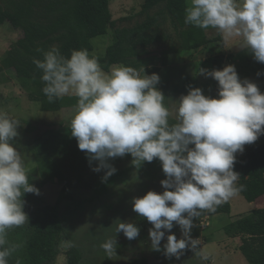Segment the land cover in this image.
Returning <instances> with one entry per match:
<instances>
[{"label": "clouds", "instance_id": "clouds-1", "mask_svg": "<svg viewBox=\"0 0 264 264\" xmlns=\"http://www.w3.org/2000/svg\"><path fill=\"white\" fill-rule=\"evenodd\" d=\"M185 12V24L215 29L226 39L239 38L240 48L264 63V0H189ZM42 55V60H33L42 70V91L50 103L70 93L77 98L71 136L90 165L98 162L93 171L106 170L102 182L117 171L110 159L130 154L137 168L154 159L161 162L164 191L132 199L133 211L152 224V249L161 251L168 232L163 245L167 258L179 260L186 249L200 256L201 241L191 236L193 220L203 211L215 212L243 190L234 170L237 153L264 135V93L257 84L241 80L231 64L222 70L200 68L201 75L218 82V96L189 88L178 101L169 99L168 106L157 88L159 75L146 74L143 66L114 64L105 71L87 48L74 49L66 57L53 46ZM20 126L19 119L0 109V264H9L22 247L9 243L8 231L29 221L24 194L39 195L13 143ZM174 224L181 230L179 239L171 233ZM115 232L101 244L109 258L117 254V234L134 240L140 229L119 221ZM202 259H208L207 254ZM15 264L22 261L17 258Z\"/></svg>", "mask_w": 264, "mask_h": 264}, {"label": "rangeland", "instance_id": "rangeland-1", "mask_svg": "<svg viewBox=\"0 0 264 264\" xmlns=\"http://www.w3.org/2000/svg\"><path fill=\"white\" fill-rule=\"evenodd\" d=\"M143 1L110 0L116 28L115 30L112 29L107 36L94 39L92 42L93 51L90 54L104 58L106 49L116 37V30L134 28L143 23L149 15L163 13L158 28L152 30L151 33L162 34L166 36V40L148 46L142 58L154 57L159 59L154 63L157 66L156 74L160 77L157 88L165 96L166 105L171 106V100L178 101L182 95L187 94L189 88H200L204 95L216 98L218 96V82L211 77L206 78L201 75L199 69L222 70L229 64L235 66L241 80L248 79L256 83L260 91L264 93V81L251 69L239 62L237 58V55L246 49L240 48L239 38L226 39L217 30L208 31L207 37L211 45L207 48H200L195 53L184 51L179 35L173 28L169 15L165 13V5L162 4L148 12L147 15H142ZM188 4L189 0L187 6ZM22 38V31L15 30L10 24L0 26V109H4L21 122V126L17 129L19 135L13 143L24 157L29 173L38 166L36 148L39 144L43 140L57 136V140L53 142L55 147L52 146L51 154L68 179L71 188L66 198L60 201L64 183L43 180L40 174L34 173L33 185L39 189V195L33 193L31 204L24 205L23 210L29 217L28 223L8 231V234H13L12 243L15 241L21 243L22 238L30 236V222L37 209L47 205H58L65 233L57 245L56 259L49 264H67L68 254L71 250L80 254L78 264H133L134 261L140 263L146 261V264H163L164 260H160L159 254L160 252L164 254L163 245L166 243V236L170 233L166 232L165 239L161 241V251L153 250L149 238V229L152 224L134 212L132 206L133 197H142L148 191L157 193L164 191L160 183L166 178L162 166L160 164L146 165L144 162L140 168H137L132 162L133 159L126 160L117 157L109 160V163L117 171L102 182L106 170L93 171L92 169L98 162L93 161L90 165L85 152L78 148V145L71 140L66 131L67 128H70L75 107L67 108L59 113L42 112L38 103L29 100L26 91L17 80L15 71L5 70L2 67L7 53ZM222 55H224V61L220 66H217V59L221 58ZM162 57H167L168 65L166 67L161 66L160 59ZM153 66L145 70L146 74L150 75L148 71L153 70ZM68 97L75 96L71 93L64 96V98ZM263 143L264 135H261L254 143L245 145L244 150L247 147ZM242 154L237 153V158L241 157ZM42 182L45 185H42ZM229 201L235 204V208L243 207L238 209L240 212L235 209L237 212H234L233 216H236L258 209L260 203L264 202V197L254 205H250L238 193ZM224 218L225 216L222 218L223 221ZM118 220L134 223L140 232L134 240H128L123 232L117 234V254L109 258L101 248V244L107 238L116 236L115 228L119 223ZM218 220L212 226L211 218L209 220L210 226L203 231L200 225L201 220L199 222L193 221L191 236L194 239L199 238L201 245L204 243L202 242L203 237L208 236L207 234L210 232H217L221 236H225L221 228L223 221ZM171 233L175 234L178 239L181 238V230L178 225H174ZM212 242L213 240L208 242V247H205L206 245L201 247V255L198 258L202 259V256L207 254V256L213 257V264H248L240 253H237L236 259H238L237 262H234L235 253L230 248L223 249L222 245L218 246ZM186 254H193V251L186 249L183 255ZM193 255L194 257L197 256ZM189 258L190 256H185L183 260ZM190 261L185 262V264ZM202 261L207 264L206 259H202Z\"/></svg>", "mask_w": 264, "mask_h": 264}, {"label": "trees", "instance_id": "trees-1", "mask_svg": "<svg viewBox=\"0 0 264 264\" xmlns=\"http://www.w3.org/2000/svg\"><path fill=\"white\" fill-rule=\"evenodd\" d=\"M188 0H144L142 15L164 4L165 13L171 19L173 28L179 35L181 47L184 51L195 53L200 48L211 45L207 32L215 29H201L185 24V9ZM163 13L148 16L147 19L134 28L116 30L112 44L106 49L105 57L98 58L101 67L108 71L114 64H124L145 70L152 67L158 58L142 57L150 45L166 40L162 34H153L157 29ZM10 24L15 30L22 31L23 38L7 53L2 67L5 70H14L17 80L26 91L33 103H38L40 110L46 113H59L67 108L76 106L77 98L68 97L49 102L42 89V70L33 63L34 59H43L42 52L55 46L68 57L74 49L87 48L93 51L94 39L107 36L116 28L113 20L110 0H0V26ZM219 39V38H218ZM221 39V38H220ZM57 45V46H56ZM40 50V51H38ZM224 55L217 59V66L224 61ZM239 62L264 81V63L256 61L249 49L237 55ZM167 57L160 59L161 66L166 67ZM153 70L157 66H153ZM148 71V73H157ZM69 137L77 144L76 138L71 136V129L67 128ZM57 136L43 140L36 148L38 166L30 172L29 180L33 184V174H40L43 180L60 181L64 183L60 201L65 199L71 186L63 174L60 166L54 160L52 152L53 142ZM78 145V144H77ZM133 159L130 154L122 157ZM161 162L154 159L146 165H155ZM145 165V166H146ZM235 171L240 174L239 185L244 188L239 194L249 204L256 203L264 197V143L247 147L242 156L236 159ZM45 185L44 182L41 183ZM33 193H25L24 205L32 202ZM219 214H229L230 206L227 203L217 206ZM214 212L203 211L193 221H200L206 214ZM175 225V224H174ZM31 234L15 243L22 247L13 254L9 264H15L19 258L22 264H49L57 257V245L64 235L63 219L58 205L44 206L36 210L30 222ZM224 233L232 238H241L240 252L249 264H264V208L252 211L249 215L224 227ZM12 235L8 234L9 243ZM80 254L71 250L67 264H78ZM133 264H146L134 261Z\"/></svg>", "mask_w": 264, "mask_h": 264}, {"label": "crops", "instance_id": "crops-1", "mask_svg": "<svg viewBox=\"0 0 264 264\" xmlns=\"http://www.w3.org/2000/svg\"><path fill=\"white\" fill-rule=\"evenodd\" d=\"M226 58H227V56H226ZM244 199V198H243ZM245 200V199H244ZM224 203H227V204H229V206H230V212H229V214H219V213H217L216 211L214 212V214L213 215H210L211 216V218H212V226H213V223H216V220L217 219H219L218 221H220L221 222V220H222V218H223V216H225V218H224V221L221 223L222 224V226H221V228H222V230H223V233H224V227L225 226H227V225H229V224H231V223H233V222H235V221H237V220H239V219H241V218H243V217H245V216H247V215H249L252 211H249L248 213H246V214H243V215H236V216H233V214H234V212H237V211H239L238 209H241V208H243V207H237V208H235V204L232 202V201H229V200H227L226 202H223L222 204H224ZM255 203H252V204H250V205H254ZM253 207V206H252ZM264 208V202H262V203H260V205H259V208L258 209H263ZM235 209H237V211L235 210ZM255 210H257V209H255ZM254 211V210H253ZM240 212V211H239ZM225 234V233H224ZM208 236H205V237H203V239H202V241L204 242V243H202V245L200 246V247H202V246H205V247H208V245H209V241H212L213 240V242L212 243H215V245H222L224 248L223 249H231V251L232 252H234L235 254H234V256H235V258H233V259H235V261L234 262H237L236 260L238 259H236V257H237V253H240L241 255H242V253L240 252V250H239V247H240V245H241V238H239V237H237V238H232V237H229V236H227L226 234H225V236H221L220 235V233H217V232H210L209 234H207ZM211 245H213V244H211ZM193 254H195L194 252H193ZM193 254H186V255H182L181 257H180V259L179 260H177L176 258H174L173 257V259L172 258H167L163 253H161L160 252V260L161 259H163L164 261V263L163 264H185V262H187V261H190V262H188V264H191L192 262H194V264H204V262L202 261V259H200V257L198 258V256H196V257H194V255ZM185 256H190V258L189 259H187V260H183V257H185ZM218 256V255H217ZM221 257H222V255H220ZM243 256V255H242ZM244 257V256H243ZM226 258V257H225ZM207 261H206V263L207 264H213V262H214V260H213V257H209L208 256V259H206ZM246 260V259H245ZM249 264V263H248Z\"/></svg>", "mask_w": 264, "mask_h": 264}, {"label": "built area", "instance_id": "built-area-1", "mask_svg": "<svg viewBox=\"0 0 264 264\" xmlns=\"http://www.w3.org/2000/svg\"><path fill=\"white\" fill-rule=\"evenodd\" d=\"M211 219V216H210V214L208 213V214H206L205 216H203L200 220H201V222H200V225L202 226L201 227V230L203 231V230H205L206 228H208L209 226H210V222H209V220ZM203 242V241H202Z\"/></svg>", "mask_w": 264, "mask_h": 264}]
</instances>
